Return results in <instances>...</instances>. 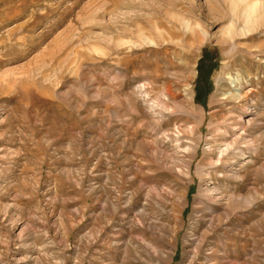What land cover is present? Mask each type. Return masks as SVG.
<instances>
[{"label":"rangeland","instance_id":"obj_1","mask_svg":"<svg viewBox=\"0 0 264 264\" xmlns=\"http://www.w3.org/2000/svg\"><path fill=\"white\" fill-rule=\"evenodd\" d=\"M141 84L168 104L159 122ZM181 124L201 135L187 181L142 145ZM235 127L248 165L215 167L205 150ZM130 192L150 214L136 221L176 231L169 264L187 263L190 234L264 264V0H0V264H167L130 244L149 237L130 227Z\"/></svg>","mask_w":264,"mask_h":264},{"label":"bare ground","instance_id":"obj_2","mask_svg":"<svg viewBox=\"0 0 264 264\" xmlns=\"http://www.w3.org/2000/svg\"><path fill=\"white\" fill-rule=\"evenodd\" d=\"M231 83L234 84V87H233L234 91L231 92V96H233V97L238 96L239 97L238 92H240V91H239V89L236 88L237 86H236L235 81H232ZM137 91L140 93V95L142 96V99H143L142 111L144 113H146L147 115L151 116L152 118H154L155 120H158V122L160 120H162L163 111H166V108L168 107V104L165 102V100H160V99H156V98L151 99L149 96V93H148V87L146 85H142V84L139 85L137 87ZM248 122H246V123L250 125V123H248ZM197 130L198 129L194 125H182V124L179 126H176L175 128H173V130H162L159 127H157L154 130V141H153L156 149H153L150 145L142 144L143 149L146 152H149V153L153 152L154 153V157H151L152 160L150 161V163H156L158 166H160V168H162L166 172H169V173L176 175L178 177L179 176L183 177V179H186V181H187V179L188 180L193 179L192 174H191L192 161L197 154V151H198V148H199L200 142H201V135H197ZM231 131L230 132L232 134L225 132L226 134H229V138L231 139V141L230 142L226 141L225 143H223L224 144L223 148L221 147V145L211 144L205 150V152H207L209 155L210 154L216 155V162H214V160H211V164L215 165V167L225 165V161L228 159L227 157L230 154L239 155L240 159H241L240 161L235 160L236 162H233V164L230 165L231 168L248 165V161H246V158L243 155L244 153L242 154L240 149L235 148V145H237L236 140H237V138H240L239 137L240 129L235 127ZM241 132H243V130ZM221 135H222V133H221ZM212 139H211V141H212ZM204 154H206V153H204ZM210 159H212V158H210ZM235 170H237V169H235ZM235 170L234 171H232V170L228 171V175H230L233 178L239 179L240 178L239 172H237ZM214 174H213V176H214ZM222 177H224V175ZM149 180H150V177L148 178L147 181H149ZM239 180H241V179H239ZM150 190L152 192L148 191L146 193H143V195H142L144 205H146L147 202H149L151 200L153 201V194L152 193H155L156 195H158L161 192V189H159L157 186H155V187L153 186V188ZM200 191H201V193L206 194L207 196L213 198L215 200V203L216 202L220 203V204H221V202L231 203L235 199V195L233 193L231 194V196H228V195H226L225 190L223 191L221 189H217L216 187H206L205 189L204 188L200 189ZM136 194H138V193H136ZM124 195H125V197L123 196L124 200H125L124 207L127 208L128 212L131 211L133 213V216L130 219L131 220L130 221L131 229L132 230H135V229L138 230L139 229L141 231V233H143L145 235H146V233H148V235H149V237L145 241H142V243L136 241V239H133V240H131L132 242L130 244H132V246L134 245L135 248L142 250V252H146L149 255V258H151V260H153L152 258L158 257L161 260L162 259L166 260L167 262H165V263L169 264V262L172 261V256L176 255V250H174L172 248V245L175 244L174 238L176 236L175 235L176 231L172 230L171 228L169 229V228L164 227V226H159L155 220H152L151 222L149 221L148 223L146 222V224H144L143 221L142 222L136 221L138 216H141L142 219L143 218L145 219V217L150 216V214H148V212H145L147 210H146V208H144L143 203H142V209H140V210L135 209L133 207L132 204H133L134 199H135L134 193L130 192V193H125ZM201 197H202L201 200L204 199V196H201ZM185 198H186L185 194H184V196H182L180 198V199H182V201L180 200L182 202V204H183ZM205 200L208 201L209 199L205 198ZM154 201H155V199H154ZM180 206H181V203H180ZM115 207H116V209L119 208V206H115ZM178 213H179V215H175V216H177V218H176L177 221L180 220L181 210H178ZM213 219L214 218L212 217V219L207 223L208 224L207 226L209 229L213 228V222H214ZM196 220H198V219H196ZM199 221H201V220H199ZM168 231H171L173 233L175 232L174 233L175 236L170 238V243H171L170 249L164 245L165 238H167L169 236ZM189 231H190L189 233L192 232L191 230H189ZM205 237H206V235L197 236L195 234H190L187 236V238L185 240V244H184L185 249H186L184 257H186L187 263L183 262L184 264H237V263L233 262V260L230 258L228 253H224L222 255L219 247L213 246V247L205 250L204 248L206 247V242H207V239ZM143 246H145V247H143ZM147 246L150 247V249H152L151 252H150V250L148 251L146 249ZM220 261H222V262H220Z\"/></svg>","mask_w":264,"mask_h":264}]
</instances>
